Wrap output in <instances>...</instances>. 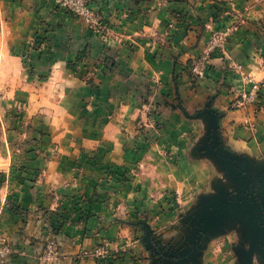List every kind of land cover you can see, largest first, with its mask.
<instances>
[{
	"label": "rangeland",
	"instance_id": "obj_1",
	"mask_svg": "<svg viewBox=\"0 0 264 264\" xmlns=\"http://www.w3.org/2000/svg\"><path fill=\"white\" fill-rule=\"evenodd\" d=\"M19 1L30 4L27 21L35 24L38 17L45 28L35 26L12 43L5 42L8 28L3 22L13 14L8 3H0V191L7 184L20 182L47 190L43 193L46 202L32 212L23 211L13 200L7 201L5 208L0 200V220L13 224V240H18L12 242L0 223V259L27 254L38 264H56L75 244L65 232L71 222L69 204L60 207L64 201L57 200H77V195H67L69 183L103 179L119 187L137 179L160 178L155 177V170L165 165V157H151V151L163 137L171 108L175 111L183 104L179 94L182 83L177 77V84L174 72L178 98L170 100L167 85H162L159 76L139 69V50L147 47L160 54L183 42L187 44L182 46L189 48L202 45L184 66L187 86L194 90L216 66L215 60L222 57L220 62H224L239 19H247L257 34L264 36V13L258 9L264 0H243L242 10L228 9L225 0H217L214 8L222 18L206 27L188 24L190 0H88L86 8L75 0ZM49 12L77 22L74 25L92 35L95 45L83 47L73 59L44 60L49 52L64 51V39L57 36L63 24L49 22ZM149 14L151 26L125 32L134 16L150 21ZM166 16L171 17V23ZM178 55L181 53L175 54V67ZM196 67L201 74L196 73ZM238 69L225 68L228 72L221 83L225 90L232 91L227 76H236ZM237 94L228 110H244L243 126L258 125L264 110V81L251 92ZM130 115L133 124L129 127ZM225 127L222 123L218 132H224ZM115 138L127 139L124 147L131 159L125 161L130 166L116 160L115 144L119 141ZM210 138L213 145V132ZM228 143L221 133L213 146L224 149L225 162ZM231 149L236 153L232 165L221 161L220 172L208 184L205 179L187 204L180 200L177 188L170 186L165 193L167 203L159 205L157 215L139 213L127 218L124 208L117 205L116 221L138 229L132 244L141 246L147 257L151 254L157 264H264V171L253 169L252 158L243 162L236 149ZM187 159L174 156L171 163L194 162ZM173 180L182 179L176 175ZM193 196L195 200L187 207ZM167 212L171 216L162 219ZM87 216L83 212L73 222H83ZM156 224L162 226L156 228ZM17 243H24V250L15 247ZM107 247L101 244L94 253H81L76 260L93 256L96 264H105L103 251L112 256V264L124 258L125 252Z\"/></svg>",
	"mask_w": 264,
	"mask_h": 264
},
{
	"label": "crops",
	"instance_id": "obj_2",
	"mask_svg": "<svg viewBox=\"0 0 264 264\" xmlns=\"http://www.w3.org/2000/svg\"><path fill=\"white\" fill-rule=\"evenodd\" d=\"M18 1L0 0V3L9 4L13 14V18L6 19L7 21L3 22L4 28H8L5 32L7 35L4 36L5 42L12 43L21 34L31 31L35 26L36 29L38 27L45 28L42 27V22L39 21L37 15H35L37 17L35 24L33 21H27L30 16L29 11H31L30 4ZM189 2L192 6L188 7V10L192 14L188 18V24L192 27L210 26L216 22L218 23L222 18V14L214 8L219 3L217 0H190ZM225 3L228 5V9H232V6L240 9L245 7L246 2L243 3V0H225ZM258 9H261L264 13V2L258 6ZM166 12H168L167 8ZM219 16H221L220 19H218ZM47 18L49 22H61L63 24L62 28L57 29V36L59 39H64L62 42L64 51L61 50V54L49 52L44 55V60L73 59L83 47L95 45L92 35L79 26H75L77 22L68 16L63 17L60 13L52 14L49 12ZM149 18L150 21L145 20V16L142 15L134 16L125 28V32L127 28V31L133 28L136 33L137 30L143 29L145 26H151L150 14ZM165 19L170 23L172 22L169 16H166ZM239 23L228 44V52L224 55V62H220L222 57L215 60L216 66L208 70L206 77L194 90L187 86L188 78L184 66L198 54L202 45L199 49H197V46L189 48L183 47L182 45L187 44L183 42L160 54H155L152 49L148 51L147 47H142L139 50L136 57L139 69L152 75L156 73L162 85H167L166 93H169L170 100L176 101L178 98L177 90L173 84L174 72H176L179 81L182 83L179 86V94L183 104L179 105L175 111L174 108H171L172 113L164 129L163 137L151 151V157H165V165H159L155 170L157 172L155 177L159 176L160 178L150 177L149 180L145 181H138L137 179L131 183H124L119 187H112L103 179L86 180L85 184L82 181L69 183L70 194L67 195H77L80 199L77 198L75 201L72 198H64V200L60 198L57 200L64 201V206L58 203L60 207L65 208L69 204L68 214L71 222L67 225L65 232L73 238L75 244L69 246L70 248L66 250V254H63L56 264H96L93 256L81 257L80 260H76V258L81 253H94L101 244H107V248L112 251L125 252V256H122L124 258L120 259L121 261L117 264H157V260L151 254L147 257V253L141 246L137 245L135 247L132 244L131 239L138 229L116 221L115 217L119 212L116 206L120 205L124 208L125 217L127 218H132L134 215L138 216L139 213H155L157 215L159 205L167 203L165 193L170 189V186L177 188L180 200L183 204H187L205 179H207L206 184H208L217 172H220L221 161H224L222 157L224 149L219 151L217 148L214 149L213 146L216 145L218 136H221V133L229 141L226 145V156H224L228 160V162H224L229 167L232 165V159L236 156L235 151L231 149L234 148L243 162L249 161L248 158L250 157L255 161L253 169L259 170L260 168L264 171V110L257 120L258 125L251 127L242 125L244 120L246 121L244 110H228L229 103L237 97V93L251 92L257 83L264 81V36L258 35L257 30L247 19H239ZM180 53L181 55H178V59H176L179 64L175 67V54ZM233 66L239 68L237 70L239 74L231 77L227 76V82L231 84L228 86L232 89L229 92L223 88L221 83H223L222 81L226 76L225 72H228L225 68L228 69ZM230 79L235 82L230 83ZM121 105L124 106L123 103ZM216 112L225 115V117L216 114ZM132 122L131 117L128 121L129 127L132 126ZM222 123L226 126L225 131L218 132L217 129L220 128ZM211 132L214 133L213 145L210 138ZM125 137L127 138L126 135ZM117 140L119 143L115 144L114 156L121 164L130 166L129 162L125 161V159H131L130 153H127L124 147L127 139ZM174 156L181 157V161L182 159L186 160L188 157L190 160L193 159L194 162L183 163L182 165L172 164L171 161ZM176 175H179L182 180L175 183L173 177ZM54 188L57 191L56 187ZM45 190H47V187L39 185L35 187L25 182L15 183V185L7 184L0 191V200L4 207L7 201L13 200L15 204L21 206L23 211L32 212L39 207V204L46 202V197L43 194ZM56 194L60 193L56 192ZM194 200L195 197L193 196L187 207ZM74 202L79 206L77 207ZM83 212L88 215L86 220L73 222L76 218H80ZM167 216L171 215L167 212L166 215L162 216V219L167 218ZM1 220L4 234L9 236L12 242L18 241L17 239L13 240L14 235L16 237V233L12 229L13 224H6ZM161 226V224H156V228ZM16 246H22L24 250V243H17ZM0 264L38 263L33 256L23 254L15 258L0 259Z\"/></svg>",
	"mask_w": 264,
	"mask_h": 264
},
{
	"label": "built area",
	"instance_id": "obj_3",
	"mask_svg": "<svg viewBox=\"0 0 264 264\" xmlns=\"http://www.w3.org/2000/svg\"><path fill=\"white\" fill-rule=\"evenodd\" d=\"M75 2H76L79 6H81L82 8H86L87 5H88V0H75ZM195 71H196L197 74H201V72H200V70H199V67H196V68H195ZM244 100H247V98H246V97L243 98V101H244ZM102 258H103V261L105 262V264H112V262H111V258H112V256L109 254L108 251H103V253H102Z\"/></svg>",
	"mask_w": 264,
	"mask_h": 264
},
{
	"label": "trees",
	"instance_id": "obj_4",
	"mask_svg": "<svg viewBox=\"0 0 264 264\" xmlns=\"http://www.w3.org/2000/svg\"><path fill=\"white\" fill-rule=\"evenodd\" d=\"M177 77H178V76L175 77V80H176V82H177V84H178V78H177Z\"/></svg>",
	"mask_w": 264,
	"mask_h": 264
}]
</instances>
